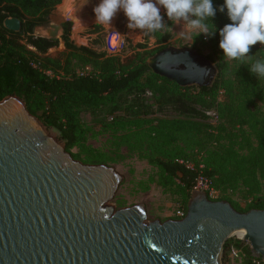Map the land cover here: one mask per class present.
<instances>
[{
    "label": "trees",
    "instance_id": "1",
    "mask_svg": "<svg viewBox=\"0 0 264 264\" xmlns=\"http://www.w3.org/2000/svg\"><path fill=\"white\" fill-rule=\"evenodd\" d=\"M61 1L0 0V101L8 96L20 98L31 115L57 133L73 159L88 165L103 164L106 159L86 145L89 129L80 116L103 114L111 118L109 123L101 124L102 128L112 132L134 131L133 135L142 136L148 149L156 153L149 160L158 170L153 182L186 205L199 169H188L183 161L180 163L187 157L176 144V135L184 133L205 154L207 167L202 173L223 194L219 200L229 202L239 212L264 210V110L253 109L256 102L264 107V79L250 74L247 66L238 69L235 61L225 62L221 58L218 31L206 39L208 49L218 53L220 59L216 63L219 75L214 86L181 88L155 75L146 62L170 45L172 23L168 21L165 30L149 35L142 32L139 43L129 42L127 56L94 48L103 42L99 25L87 30L88 46H76L70 40L72 23L65 22L60 37L64 49L52 56L49 51L58 46V41L36 37L33 29L46 23ZM213 3L220 5L223 0ZM9 17L20 20V32L3 27V21ZM229 22L225 14L217 12L209 26L214 30L215 24L218 30ZM150 40H154L153 48ZM249 55L253 60L264 59V48L258 42ZM205 57L214 62L212 57ZM75 61L89 66L91 71L77 74L72 68ZM219 90L224 98L218 113L224 123L214 134L206 122L205 111L212 107L211 100ZM148 94L152 103L148 102ZM165 108L177 117L146 121ZM72 149L77 153H72ZM237 188L244 189L245 198H252L245 210H238L225 194L226 190ZM231 246L241 251V264H254L244 241L227 240L223 251L228 252Z\"/></svg>",
    "mask_w": 264,
    "mask_h": 264
},
{
    "label": "water",
    "instance_id": "2",
    "mask_svg": "<svg viewBox=\"0 0 264 264\" xmlns=\"http://www.w3.org/2000/svg\"><path fill=\"white\" fill-rule=\"evenodd\" d=\"M98 0H80L70 15L95 19ZM33 29L58 41L64 19ZM3 27L21 31L17 18ZM151 71L181 88H212L217 64L196 49L169 45L147 59ZM122 176L83 164L17 96L0 101V264H223V246L239 239L264 259V210H235L193 191L180 220H147L143 205L115 209ZM239 236H242L240 238Z\"/></svg>",
    "mask_w": 264,
    "mask_h": 264
},
{
    "label": "rangeland",
    "instance_id": "3",
    "mask_svg": "<svg viewBox=\"0 0 264 264\" xmlns=\"http://www.w3.org/2000/svg\"><path fill=\"white\" fill-rule=\"evenodd\" d=\"M78 1L62 0L61 4L51 13L53 20H48V23H51L56 19L59 20L62 18L65 22H71L70 40L76 46H88L90 36L87 34V30L95 25H99L103 29L101 32L103 42L100 47H94L96 50L106 51L108 53V46L114 48L117 41L122 39L124 41V48L120 55L127 56L129 55V42L135 45L141 41L142 32L139 30H129L126 27L127 20L122 11L117 13L111 24L103 25L95 23V19L80 16L73 17L70 13L64 14L65 10ZM98 1L100 3V0ZM170 31L172 34V38L169 41L170 45L175 47L195 46L200 50L202 55L212 57L215 63L220 62L219 54L208 49L206 44L207 40L204 39L203 34L198 36L195 32H192L182 37L180 35L181 26L175 24H172ZM149 42L151 44L150 48H153L154 40H150ZM63 49V42L59 38L58 46L51 49L49 53L55 56L57 53L62 52ZM72 68L77 74H84L91 71L89 66H83L77 61L73 62ZM223 98V91L219 90L211 100L213 102L212 107L205 111L207 113L215 110L217 113L218 122L215 124H210V119L206 116V122L210 124L214 134H216L219 125L224 123L218 113V106L222 103ZM147 99L149 103L153 102L151 94L147 95ZM253 109L263 111L264 107L259 102H256ZM176 117V113L169 108H165L162 112L147 117L146 121L149 122L158 118L173 119ZM80 118L82 124L89 129L86 145L104 155L106 162L103 164L114 168L123 178L114 199L110 202L115 209L141 204L147 212L148 221L160 220L163 222L168 219H175L177 212L186 208L187 203L184 205L180 198L170 195L159 187L156 182H153L158 177V170L149 163V160L156 153L148 149V143L142 136L133 135L135 134L134 131H131V133L125 130L117 132L104 130L101 124L109 123L111 120L103 114L91 116L90 114L83 113ZM144 127L147 128V125ZM51 131L57 136L54 130ZM222 142L225 143V141ZM176 144L184 151V155L187 157L186 159L180 160V163L184 162L183 164L193 167H202V172L206 169L205 154L199 151L195 140L189 139L184 133H179L176 135ZM214 148H216V144H213V150ZM71 152L75 154L77 150L72 149ZM217 190L220 196L223 197L220 190ZM244 192L242 188L234 190L228 189L225 192L226 196L230 198L232 203L236 204L240 211L245 210L252 203V198H245ZM222 263L241 264V260L235 255H232L231 252L223 251Z\"/></svg>",
    "mask_w": 264,
    "mask_h": 264
},
{
    "label": "clouds",
    "instance_id": "4",
    "mask_svg": "<svg viewBox=\"0 0 264 264\" xmlns=\"http://www.w3.org/2000/svg\"><path fill=\"white\" fill-rule=\"evenodd\" d=\"M122 11L129 30H139L145 35L167 28L166 21L181 26L180 35L195 32L210 38L219 35L218 48L225 62L235 61L237 68L247 66L250 74L264 79V59H252V46L258 42L264 48V0H223L214 5L213 0H100L94 7L95 23L111 24ZM217 12L230 21L217 30L210 29Z\"/></svg>",
    "mask_w": 264,
    "mask_h": 264
},
{
    "label": "built area",
    "instance_id": "5",
    "mask_svg": "<svg viewBox=\"0 0 264 264\" xmlns=\"http://www.w3.org/2000/svg\"><path fill=\"white\" fill-rule=\"evenodd\" d=\"M206 40V38H204ZM124 48V41L122 39H119L115 45L114 48H110V46H108V53L111 55H117L120 54L123 51ZM149 95V94H148ZM205 115L210 119L209 123H213L215 124L216 122H218V116L215 110H212L210 112L205 113ZM109 120H112L111 118H109ZM185 166L188 169H193V166L187 165L185 164ZM198 175L194 180V184L192 187V191H200V192H204L207 195V198L211 201H218L220 198V193L219 191L215 188V186L213 185V182L211 181V179H209L207 176H205L202 173V167L198 168ZM186 215V208L185 209H181L179 210V212H177L175 219L176 220H180L182 218H184ZM236 239V238H235ZM245 245H248L245 242ZM249 246V245H248ZM229 252L232 253V255H235L236 257H239L241 251L240 250H236L235 248H233L232 246L229 248ZM254 264H264V259H257L254 261Z\"/></svg>",
    "mask_w": 264,
    "mask_h": 264
},
{
    "label": "bare ground",
    "instance_id": "6",
    "mask_svg": "<svg viewBox=\"0 0 264 264\" xmlns=\"http://www.w3.org/2000/svg\"><path fill=\"white\" fill-rule=\"evenodd\" d=\"M79 1H80V0H79ZM79 1H78V2H79ZM78 2H76V3H78ZM76 3H74V4L71 5L67 10H65V11H64V14H65V13H67V14L70 13L71 10H72V8H73V6H74ZM239 237L242 238V236H239Z\"/></svg>",
    "mask_w": 264,
    "mask_h": 264
}]
</instances>
